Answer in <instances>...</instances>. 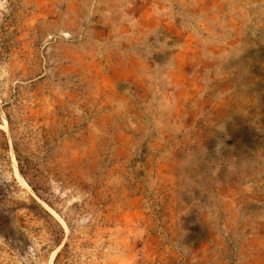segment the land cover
<instances>
[{
  "label": "rangeland",
  "instance_id": "374dc122",
  "mask_svg": "<svg viewBox=\"0 0 264 264\" xmlns=\"http://www.w3.org/2000/svg\"><path fill=\"white\" fill-rule=\"evenodd\" d=\"M0 264H264V0H0Z\"/></svg>",
  "mask_w": 264,
  "mask_h": 264
}]
</instances>
